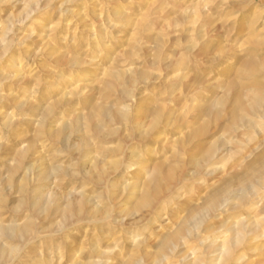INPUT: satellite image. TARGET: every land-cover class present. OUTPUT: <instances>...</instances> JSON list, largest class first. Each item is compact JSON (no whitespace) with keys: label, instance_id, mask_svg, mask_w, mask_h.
Wrapping results in <instances>:
<instances>
[{"label":"rangeland","instance_id":"1","mask_svg":"<svg viewBox=\"0 0 264 264\" xmlns=\"http://www.w3.org/2000/svg\"><path fill=\"white\" fill-rule=\"evenodd\" d=\"M46 1H41L42 7L32 15L33 19L27 20L23 24H16L17 15L22 9V4L16 0H0V113H7V118L11 117L9 120L13 121L11 127H5L0 114V225L15 223L20 228L35 229L36 227L38 232L41 231L38 239L25 247L19 246L16 257L10 264H71V258L76 259V264H89L101 260L108 261V264H119L122 257H119L117 252L124 250L122 253H126L129 250H135V246L140 242L143 244L145 238L148 239L149 236L151 238L149 237L148 250L153 254H158L159 246L157 243L162 239V235H165V232L168 231L166 226L170 225L173 220L171 219L172 217L183 215L181 213L187 207L190 199L204 197L207 196L206 194L210 195L228 172H231V170L239 174L245 172L248 166L264 153V0ZM11 27H13L15 33L5 35L6 32L3 30H9ZM52 35H56V37L53 39ZM96 35H100L102 40H104L105 49H102L101 42L93 40ZM21 36H26V38L21 39ZM8 41H10L8 51L2 53L1 44ZM99 49L100 51L102 50V53L99 51L100 55L97 53ZM230 50L231 52H229ZM53 52H55L54 55H66L69 58L74 56V58H77L79 56L80 58L78 57L77 59L96 64L97 68L94 66L91 72L87 74L75 73L72 71L73 69L63 63L58 66V63L54 61L55 59L53 60L48 56V54ZM221 52L225 56V60L223 62L218 59L213 60ZM228 53L234 55L228 57ZM10 57L15 58L17 62L16 60H10ZM232 57L234 58L232 59ZM14 62L17 66H14ZM113 67L120 71H127L126 69L130 68L134 76L140 79L133 87L129 88L132 91L131 95L135 96V98L139 97L143 104L133 102L130 98H123L120 95L122 90L120 85H117L113 92L105 89L104 82L106 78L109 77L107 80H111L106 71ZM59 74H61L60 77H58ZM142 77L145 78L143 79ZM70 78L72 81L69 80ZM17 80L19 81L16 82ZM95 80L96 83L94 82ZM58 85L59 87H57ZM98 85L99 87H97ZM97 88H100L99 91ZM57 90H60L61 93ZM79 91L80 93H78ZM68 92L70 93L68 94ZM23 93L25 94L23 95ZM243 93L244 95L248 93V97L243 96ZM61 94L63 95L61 96ZM95 95L98 96L96 97ZM254 95H259L262 99L257 107L253 106L252 103ZM27 96L29 97L27 98ZM62 97H67L64 99L73 102L66 103ZM233 97L237 100L235 103L237 110L234 112L236 117L234 119L227 116L230 110L229 107H231V98ZM61 98L62 100H59ZM143 98L144 100H142ZM84 99L97 101L98 104L101 99L100 105L111 108L114 113L116 112L115 109L125 105L128 106V109L131 108L129 113L131 111L134 113L133 110L137 108L140 109V112L138 109L135 110L136 112L138 111V114L140 113V119L132 118V122V119L128 121L114 120V123L113 121L104 122L103 130L105 132L101 135L102 138L100 136L95 137L93 139V144L95 145L90 148L92 154L90 153L89 157L96 159L98 162L104 161L107 168H109V163L115 158V160H120L122 165L119 166V168L121 167L119 173L108 174L109 181H114L117 189H121L126 183L135 178L132 170L129 172L125 170V164L131 163L128 157L130 150H135L141 154V160L144 163L146 162L145 164L148 167L157 165L159 169L157 179L161 184H166V180L169 177L179 175L181 171L189 174L188 185L183 186L181 190L177 189L174 191L175 193L166 198L162 206L163 209L159 211L156 209L151 210L149 206L146 207L147 205H138L133 210L135 211L134 215L120 223L115 220V218H120L117 217L118 214L114 211L113 218L111 217L108 220L110 223L108 221L101 224L85 221L84 224L73 220L68 221L62 217L60 212L52 210L39 215L33 214L27 209L26 201L24 203L21 201L22 194L18 187L23 185V183L28 184L27 186L31 188L35 185L34 175H30L31 177L25 175L24 168L30 166L32 162L42 160L43 157L44 161L42 160V162L45 165L48 164L46 167H50L49 165L52 164L56 166L62 165L60 171L53 173L46 183L59 196L82 192L86 196L95 197L99 203L107 204L103 186L95 184L90 177L84 174L87 167L86 165L85 167L83 166L85 163H82V160L78 157L79 151L72 146V143L78 142L82 135L91 134L88 126L80 121L79 124L82 130L78 133H72V140L70 139V141L73 142H69V144L64 146L66 144L63 141L64 137L71 133L72 127L76 126V124L78 125L77 122L74 123L73 121L77 114H80V111H83L81 115L87 112ZM113 100L115 104L116 102L118 104L119 100L121 101H119L118 105H115ZM239 100L243 103V107H241ZM20 103H25L28 107H19ZM206 104L210 105L208 107L212 111L220 110L221 118L216 119L212 112L204 115L202 113L201 115L199 110L202 105ZM32 105L33 108H30ZM198 105H201V107ZM52 107L55 109L53 111L54 116L48 117L42 125L41 121H44L45 113ZM60 112L61 114H59ZM156 113L159 116V122L154 126L156 128L151 127L149 133L142 129H137L141 124L153 123ZM170 113L178 119L174 117L172 119L171 115L168 116ZM198 113L200 114L199 117H203V122H200L202 118H196L195 115ZM153 114L154 116H152ZM65 116L67 117L65 118ZM97 119H93L91 124H95ZM139 120L140 123H138ZM248 121L250 122L249 124ZM63 122L67 126L69 124V126L63 129L64 131L61 132L60 136L55 133V135L51 136L52 131L60 129L65 124ZM191 122L194 124L192 125ZM123 123H126V127ZM201 123L203 124L202 126L200 125ZM195 125L201 126V128H195ZM108 126H111L112 132L108 130ZM191 126H194L193 129ZM127 130L128 132L125 133L124 131ZM143 132L147 134V138L142 134ZM162 132H164L163 136H161ZM156 135L158 136L154 137ZM189 136H195L192 140L194 144L186 145V153L178 150L180 143ZM162 139L164 140L162 141ZM227 140L229 145H227ZM159 142L164 143L160 144ZM222 143L226 145L223 147ZM97 145L101 149H96ZM155 145L157 147L153 149L154 147L152 146ZM118 146H121L120 149ZM132 146L133 148H131ZM116 147H118V150ZM221 147L229 148L226 150ZM70 151L72 153H69ZM195 151H197V154ZM122 153L123 157H121ZM208 154H213L210 161L201 167L202 169H198L196 174L193 173L192 162L195 159L202 160ZM38 156H41V159ZM110 157L115 158L112 159ZM19 161H22V166L20 167H18ZM164 167L166 168L164 169ZM143 172L140 170V173L136 176H140ZM192 173L193 175H190ZM123 174L126 176H122ZM10 178L13 180L12 183L9 182ZM198 178H200L201 182H199ZM214 183L216 185H213ZM189 193L190 195H188ZM182 194L183 196L181 197ZM260 195L262 203H264V191H261ZM131 205L132 203H126L125 205L124 202H119L117 206L128 208ZM173 212L175 215H173ZM158 215L161 217H158ZM223 218H226V215L221 217V219ZM154 219L157 221H154ZM111 222L114 223L112 224ZM158 236H160V239ZM15 243L17 242L12 244ZM97 243H99L98 246ZM196 248H198L197 252L200 255L202 252L201 247L196 246ZM103 250L104 252H102ZM148 260L145 261V264L146 262L147 264H153L151 259ZM163 263L164 261L161 262V264ZM165 263L181 264L173 256L165 260Z\"/></svg>","mask_w":264,"mask_h":264},{"label":"bare ground","instance_id":"2","mask_svg":"<svg viewBox=\"0 0 264 264\" xmlns=\"http://www.w3.org/2000/svg\"><path fill=\"white\" fill-rule=\"evenodd\" d=\"M2 1V0H1ZM18 3L22 4V9L19 12V14L17 15V19H16V24H23L24 22H26L27 20L33 19V14H35L41 7H42V0H16ZM49 0H47L46 2H48ZM46 4V3H45ZM102 20V19H101ZM15 21V20H14ZM110 24V23H109ZM14 26V25H13ZM6 27V26H5ZM115 27V26H114ZM113 27V28H114ZM108 28V26H107ZM118 29V28H117ZM3 31H5V35L9 34L10 35L14 32L13 27H11L9 30L4 29ZM3 33V32H2ZM92 33V31H91ZM106 33V32H105ZM59 34V33H58ZM56 34V35H58ZM104 34V32H103ZM56 35H52L53 39L56 37ZM51 36V37H52ZM105 36V35H103ZM115 37V35H113ZM126 36V35H125ZM26 38V36H21V39ZM104 38V37H103ZM125 38V37H124ZM91 39V38H90ZM93 39V38H92ZM118 39V38H116ZM98 42H101V46L102 49L106 48L105 43L103 42L104 40H102V37L100 35H96L95 39ZM106 42V41H105ZM9 44L10 41L2 43V53L4 51H8L9 48ZM91 44V43H90ZM96 44V43H95ZM55 45V44H54ZM108 45V44H107ZM95 46V45H94ZM97 47V46H96ZM99 47V46H98ZM55 49V48H54ZM58 49V48H57ZM63 49V48H62ZM101 49V48H100ZM99 50H97L98 54H99ZM228 48L226 49L227 52ZM102 51V50H101ZM100 51V52H101ZM251 51V50H250ZM109 52V51H108ZM224 52V51H223ZM231 52V50L229 51ZM254 52V51H252ZM55 52L48 54V56L50 58H52L55 63H58V66L60 63H63L64 65L69 66V68L73 69V72H80L82 74H87L89 72H91V69L95 66L96 64L93 63H89V62H84V60L82 59H77V58H69L66 55H61V54H56L54 55ZM56 53H58L56 51ZM102 53V52H101ZM105 53V52H104ZM114 53V52H113ZM240 53V52H239ZM251 53V52H250ZM46 54V53H45ZM63 54V53H62ZM97 54V55H98ZM229 54V53H228ZM19 55V54H18ZM74 55V54H73ZM100 55V54H99ZM130 55V54H129ZM225 55V54H224ZM234 55V54H232ZM231 54L227 55L228 57L232 56ZM69 56V55H68ZM126 56V55H125ZM17 57V56H16ZM72 57V56H71ZM130 57V56H129ZM225 56L222 55L221 53H218L217 56L213 59V60H219L220 62H223V60H225L224 58ZM18 58V57H17ZM80 58V57H79ZM234 57H232L233 59ZM15 61V58H11L10 60ZM9 60V59H7ZM113 60V59H112ZM228 60V58H227ZM51 61V60H50ZM17 62V60H16ZM19 62V61H18ZM48 62V61H47ZM230 62V61H229ZM110 63V62H109ZM168 63V62H167ZM14 66H17L15 64V62L13 63ZM62 64V66H63ZM100 64V62H99ZM219 64V63H218ZM222 64V63H221ZM220 64V66H221ZM19 65V63H18ZM23 65V64H22ZM53 65V64H52ZM61 65V64H60ZM109 65V64H108ZM113 65H115V63H113ZM111 65V66H113ZM127 65V64H126ZM169 65V64H168ZM226 65V64H225ZM251 65V64H250ZM128 66V65H127ZM19 67V66H18ZM22 67V66H21ZM53 67V66H52ZM51 67V68H52ZM107 67V65H106ZM20 68V67H19ZM66 68V67H65ZM104 69V67H102ZM126 68V67H125ZM57 69V68H56ZM13 70V69H12ZM22 70V68H21ZM70 70V69H69ZM127 71H120L117 70L115 67L113 68H109L106 72L107 75L110 76L111 80H107L108 78H106L105 82H104V86L105 89L107 91L113 92L116 89L117 85L122 86V90L120 92V95H122L123 98H130L133 100V102H137V103H141V99L139 97L135 98V96L131 95L130 91L131 89L129 87H133L138 80H140L138 77L134 76L133 71L131 72V69H126ZM135 70V68H134ZM60 71V70H59ZM94 71V70H93ZM14 72V70H13ZM21 72V71H20ZM24 72V71H23ZM99 73V72H98ZM102 73V72H101ZM14 74V73H13ZM12 74V75H13ZM58 74V73H57ZM63 75V73H61ZM58 77H60V75ZM93 74V72H92ZM75 75V74H74ZM73 75V76H74ZM96 75V74H94ZM18 76V75H17ZM65 77V76H64ZM80 77V76H79ZM94 77V76H91ZM96 77V76H95ZM94 77V78H95ZM99 77V76H98ZM6 78V77H5ZM8 78V77H7ZM19 78V77H18ZM69 78V77H68ZM66 78V79H68ZM74 78V77H72ZM78 78V77H75ZM141 78V77H140ZM143 79L145 77H142ZM185 78V77H184ZM21 79V78H20ZM142 79V80H143ZM193 80V78H191ZM2 80V79H1ZM70 81L71 78L69 79ZM68 80V81H69ZM74 80V79H73ZM80 80V79H79ZM97 80H99V78H97ZM141 80V81H142ZM150 80V79H149ZM4 81V80H3ZM6 81V79H5ZM8 81V80H7ZM10 81V80H9ZM19 80H17L16 82H18ZM104 81V80H103ZM215 81V80H214ZM91 82V81H90ZM96 83V80L94 81ZM213 82V81H212ZM1 83V82H0ZM26 83V82H24ZM46 83V82H45ZM94 83V84H95ZM211 83V82H210ZM209 83V84H210ZM66 85V83H64ZM77 84V83H76ZM232 84V83H231ZM1 85V84H0ZM23 85V84H22ZM26 85V84H25ZM55 85V84H54ZM53 85V86H54ZM212 85V84H211ZM233 85V84H232ZM231 85V88H232ZM62 86V85H61ZM102 84L100 85L101 88ZM189 86V85H188ZM213 86V85H212ZM215 86V85H214ZM18 87V86H17ZM55 87V86H54ZM59 87V85L57 86ZM65 87V86H64ZM99 87V85L97 86ZM228 87V86H227ZM56 88V87H55ZM70 89V87H68ZM72 88H74L72 86ZM71 88V90H72ZM79 88V87H78ZM99 88V89H100ZM213 88V87H212ZM57 89V88H56ZM55 89V90H56ZM67 89V88H66ZM76 89V88H75ZM85 89V88H83ZM99 89L97 88V90L99 91ZM214 89V88H213ZM217 89V88H216ZM253 89V88H252ZM35 90V89H34ZM53 90V89H52ZM77 90V89H76ZM212 90V89H211ZM228 90H230L228 88ZM27 91V90H26ZM60 92V90H57ZM82 91V89H81ZM141 91V90H139ZM37 92V91H35ZM73 92V91H72ZM85 92V90H84ZM83 92V93H84ZM248 92V91H246ZM44 93V92H43ZM61 93V92H60ZM70 92H68L69 94ZM80 93V91L78 92ZM82 93V94H83ZM99 93V92H98ZM254 93V92H253ZM2 94V93H1ZM8 94V93H7ZM25 93H23L24 95ZM35 94V93H32ZM72 94H76V93H72ZM258 94V93H256ZM6 95V94H5ZM22 95V97H23ZM63 94H61L62 96ZM206 95V94H205ZM248 93H246V95L243 96H247ZM32 96V95H31ZM78 96V95H77ZM96 96V95H95ZM98 96V95H97ZM96 96V97H97ZM101 96V95H100ZM99 96V97H100ZM141 96V95H140ZM144 96V95H143ZM233 96V95H232ZM231 96V97H232ZM242 96V97H243ZM250 96V95H249ZM255 97H253L252 99V103L253 106H258L260 101L262 100L261 97H259V95H254ZM14 97V96H13ZM29 96H27L28 98ZM68 97V96H67ZM67 97H62L67 98ZM72 97V96H71ZM32 98V97H31ZM59 99V100H62ZM76 98V97H75ZM93 98V97H92ZM91 98V99H92ZM95 98V97H94ZM101 98V97H100ZM142 98V97H141ZM211 98V97H210ZM209 98V99H210ZM3 99V98H2ZM6 99V98H5ZM11 99V98H10ZM26 99V98H25ZM30 99V98H29ZM28 99V100H29ZM35 99V98H34ZM96 99V98H95ZM107 99V98H106ZM204 99V98H203ZM208 99V100H209ZM212 99V98H211ZM210 99V101H211ZM231 107L229 112L227 113L229 117L231 118H235L236 114L234 113L237 110V105H235L236 101L235 98H231ZM18 100V98H17ZM21 100V99H20ZM27 100V101H28ZM65 100V99H64ZM69 100V99H68ZM85 100V99H84ZM82 100V101H84ZM104 100V99H103ZM111 100V99H110ZM144 100V98L142 99ZM235 100V101H234ZM26 101V100H25ZM30 101V100H29ZM54 101V100H53ZM66 103H72L71 101H67V99L65 100ZM101 99L99 100V104L97 103V101H90V100H85L84 102L86 103V109L87 112L86 114H83V111L81 112L80 110V114H77V117L75 118L74 123H78V125L76 124V126L72 127V131L69 135H66L63 139L64 142H66V144L64 146H66L67 144H69V142H73L70 141L71 139V135L72 133L75 132H80L82 129L80 127L79 122L82 121L84 122V124H86L91 132V134H86V135H82L79 138L78 142H73L72 146L74 147V149L76 148V150L79 151V158L82 160V163H85L83 166L87 167L86 171L84 172L85 175H87L88 177H90V179L92 181H94L95 184L97 185H101V187L103 186L105 193H106V198H107V204H102V202H98L97 199L95 197H89L86 196L84 193H69L68 195H58L57 192H54L51 188L52 187H48L46 185V183L49 180V177L54 173H56L58 170L60 171V167L62 166H56V165H49L50 167H46L47 165H45L42 160L44 161L43 157L42 160H38V162H36L35 157L34 160L35 162L30 166L24 168L25 171V175H34V180H35V185H33L34 187H28L26 184L19 186L18 189L22 194L21 197V201L24 203L26 201V205H27V209L30 212L36 213L37 215H39L40 213H44L47 211H55V212H60V214L62 215V217H64L65 219L69 220H73L75 222H83L85 224L86 222H93V223H103L105 221H108L109 218H113L114 214L117 213L118 214V218L120 219H116L118 223L124 221L126 218L128 219L130 216L134 215V208H136L138 205H142L146 207H150V209H156V210H160L163 209V203L165 201L166 198H168L169 196H171L173 193H175L174 191H176L177 189H180L183 186L188 185V182L190 180V176L189 174L182 172L179 175H172L171 177L168 178V180H166V184H161L159 183L160 181L157 179L158 174H159V169L157 168V165L152 166V167H148L142 160H141V154L137 153L135 150L132 151L130 150L129 153V159H130V164L127 163L125 164L126 169L124 167V169L126 170V172L129 171H133L134 172V177L133 180L131 181H127L128 183H126L124 185V187H122L121 189H117L116 183L110 182L108 179V174L109 173H119V166L122 165L120 164V160H115V157H110V158H115L113 161L110 159L109 164V168L105 167L106 163L104 161H96V159H92V157H89L90 155V148L93 144V139L96 137H101V135L103 134V132H105L104 129V122L106 121H113V123L116 121H122V120H129V119H140L139 114L137 113L140 109H138V111L136 112L135 110L134 113H129L128 106H123V107H119L116 110V112H112L111 108L109 107H105L100 105ZM105 101V100H104ZM121 101V100H119ZM118 101V104H119ZM129 101V100H128ZM209 101V103H210ZM14 102H16L14 100ZM19 102V101H17ZM37 102V101H36ZM35 102V103H36ZM49 102V101H48ZM58 102V101H57ZM62 102V101H61ZM114 102V100H113ZM112 102V103H113ZM130 102V101H129ZM239 102L241 103V107H243V103L239 100ZM41 103V102H40ZM65 103V104H66ZM78 103V102H77ZM111 103V104H112ZM131 103V102H130ZM136 103V104H137ZM203 103V102H202ZM206 103V100H205ZM215 103V101H214ZM16 104V103H14ZM48 104V103H46ZM53 104V103H52ZM109 104V103H108ZM107 104V105H108ZM115 104V102L113 103ZM112 104V105H113ZM117 104V102H116ZM115 104V105H116ZM117 104V105H118ZM143 104V103H141ZM43 105V104H42ZM56 105V104H55ZM59 105V104H58ZM74 105V104H73ZM104 105V103H103ZM106 105V104H105ZM114 105V106H115ZM207 105V106H206ZM206 105H198L200 108L199 113L202 115L204 114H209L212 112V115H214V117L216 119L221 118V111L220 110H215L212 111L211 108L208 107L209 104ZM212 105V103H211ZM20 106H27L25 103H20ZM41 106V105H40ZM47 106V105H46ZM79 106V103H78ZM76 106V107H78ZM109 106V105H108ZM121 106V105H120ZM136 106V105H135ZM149 106V105H148ZM210 106V105H209ZM33 108V105L30 106V108ZM51 107V105H50ZM54 107V104H53ZM52 107V109L47 110V112L44 115V121H41V124L43 125V123L45 122V120L48 117H51L54 114V108ZM62 107V106H61ZM68 107V106H67ZM113 107V106H112ZM116 107V106H115ZM118 107V106H117ZM132 107V106H131ZM134 107V105H133ZM153 107V106H152ZM198 107V108H199ZM213 107V106H212ZM17 108V106H16ZM22 108V107H21ZM49 108V107H46ZM80 108V106H79ZM140 108V107H139ZM149 108V107H147ZM41 109V108H40ZM44 109V107H43ZM64 109V108H63ZM134 109V108H133ZM157 109V108H156ZM160 109V108H159ZM264 109V108H263ZM29 110V109H28ZM72 110V109H71ZM70 110V111H71ZM114 110V111H115ZM149 110V109H148ZM158 110V109H157ZM42 111V110H41ZM40 111V112H41ZM45 111V110H44ZM67 111V110H66ZM77 111V110H75ZM85 111V110H84ZM146 111V109H145ZM144 111V112H145ZM156 111V110H155ZM188 111V110H187ZM28 112V111H27ZM140 112V111H139ZM148 112V111H147ZM150 112V111H149ZM157 112V111H156ZM161 112V111H160ZM43 113V112H42ZM76 113V112H74ZM146 113V112H145ZM155 113V112H154ZM165 113V112H164ZM195 115L196 118H202L200 122H203V117H199L200 114ZM1 114V113H0ZM7 114V113H6ZM6 114H1V118H2V122H4V126L5 127H11L13 124V121H10L9 119H11V117H9V119L7 118ZM30 114V113H29ZM39 114V113H38ZM61 114V112L59 113ZM63 114V113H62ZM67 114V113H66ZM138 114V115H137ZM150 114V113H149ZM157 114V113H156ZM27 115V113H26ZM131 115V116H129ZM171 115L168 114V116ZM255 115V114H254ZM54 116V115H53ZM64 116V115H63ZM82 116V117H81ZM139 116V118H137ZM143 116V115H142ZM154 116V114L152 115ZM151 116V117H152ZM172 116V115H171ZM194 116V117H195ZM209 116V115H208ZM257 116V115H256ZM29 117V116H28ZM38 117V115H37ZM56 117V116H55ZM60 117V116H59ZM67 116H65L66 118ZM99 117H101L99 119ZM150 117V118H151ZM157 117V118H156ZM153 123H149L147 125H139L137 129H142L143 131H145L146 133H149V130H151V127L156 126L155 124H158L159 122V116L158 114L156 115ZM162 117V116H161ZM174 116H172L173 119ZM205 117V116H204ZM207 117V116H206ZM210 117V116H209ZM213 117V119H214ZM34 118V117H32ZM63 118V117H62ZM65 118H63L65 120ZM69 118H71L69 116ZM68 118V119H69ZM97 119V121H95V124H91V121H93V119ZM149 118V116H148ZM171 118V117H170ZM175 118V117H174ZM182 118V117H181ZM186 118V117H185ZM195 118V119H196ZM38 119V118H36ZM56 119V118H55ZM60 119V118H59ZM62 119V120H63ZM67 119V120H68ZM133 119L131 120V122L133 121ZM178 119V118H175ZM210 119V118H209ZM254 119V118H253ZM72 120V119H70ZM156 120V121H155ZM170 120V119H169ZM168 120V122H169ZM207 120V119H206ZM6 121V122H5ZM59 121V120H57ZM61 121V119H60ZM144 121V120H143ZM149 121V120H148ZM174 121V120H173ZM218 121V120H217ZM70 122V121H69ZM130 122V121H129ZM137 122V120H136ZM176 122V121H174ZM33 123V122H32ZM65 123V122H63ZM62 123V124H63ZM68 123V122H67ZM71 123V122H70ZM119 123V122H118ZM128 123V122H127ZM142 123V122H141ZM145 123V122H144ZM147 123V122H146ZM166 123V122H165ZM188 123V122H187ZM197 123V122H196ZM245 123V122H244ZM250 122L248 121V124ZM35 124H37L35 122ZM124 126L126 125V123H123ZM130 124V123H128ZM162 124V123H159ZM168 124V123H167ZM174 124V123H173ZM171 124V125H173ZM185 124V123H184ZM190 124V123H189ZM192 124V122H191ZM194 124V123H193ZM192 124V125H193ZM199 124V123H197ZM206 124V123H205ZM34 125V124H33ZM72 125V124H71ZM74 125V124H73ZM117 125V122H116ZM131 125V124H130ZM135 125V124H133ZM166 125V124H165ZM188 125V124H187ZM201 126L203 125L202 123L200 124ZM247 125V124H246ZM69 126V124H68ZM67 124H63L62 127L60 129H56L54 131H52L53 133L51 134V136L57 134L60 136L61 132H63V129H66ZM128 126V125H127ZM161 126V125H160ZM169 126V125H168ZM190 126V125H188ZM201 126H199L201 128ZM253 126V125H252ZM35 127V126H34ZM110 127V129H109ZM119 127V126H118ZM126 127V126H125ZM131 127V126H130ZM137 127V126H136ZM171 127V126H170ZM173 127V126H172ZM192 129L194 126H191ZM190 127V128H191ZM198 127L195 125V128ZM198 127V128H199ZM205 127V125H204ZM49 128V127H48ZM57 128V127H56ZM83 128V127H82ZM117 128V127H116ZM115 128V129H116ZM156 128V127H154ZM194 128V129H195ZM55 129V127H54ZM125 129V128H124ZM123 129V130H124ZM128 129V128H127ZM163 129V128H162ZM189 129V128H187ZM204 129V128H203ZM108 130H111V126H108ZM122 130V131H123ZM141 130V131H142ZM154 130V129H153ZM252 130V129H251ZM114 131V130H113ZM116 131V130H115ZM120 131V130H119ZM189 132V130H187ZM186 131V132H187ZM192 131V130H191ZM107 132V131H106ZM112 132V130H111ZM125 133L128 132L124 131ZM138 132V130H137ZM151 132V131H150ZM196 132V131H195ZM207 132V131H206ZM209 132V129H208ZM44 133V132H43ZM48 133V131H47ZM55 133V134H54ZM76 133V135H77ZM139 133V132H138ZM138 133H136L138 135ZM154 133V132H153ZM163 134L161 136L164 135V132H162ZM63 134V133H62ZM143 135H145V137L147 138V134H144V132L142 133ZM185 134V133H184ZM48 135V134H47ZM108 136V134H106ZM121 136H123L122 134H120ZM149 135V134H148ZM155 135V134H154ZM194 135V134H193ZM196 135V133H195ZM198 135V134H197ZM206 135V134H205ZM46 136V135H44ZM74 136V135H73ZM158 135L154 136L157 137ZM48 137V136H47ZM75 137V136H74ZM136 137V136H135ZM139 137V136H138ZM137 137V138H138ZM150 137V136H149ZM165 137V136H164ZM167 137V136H166ZM195 137V136H193ZM192 136H189L186 140H184L183 142L180 143V145L178 146V150H182L184 153L185 152V147L186 145H190L192 143L193 140ZM102 138V137H101ZM105 138V137H104ZM123 138V137H122ZM133 138V137H132ZM144 138V136H143ZM142 138V139H143ZM159 138V137H158ZM156 138V139H158ZM233 138V137H232ZM55 139V138H54ZM126 139V138H125ZM127 139H129L127 137ZM166 139V138H165ZM177 139V138H176ZM175 139V140H176ZM45 140V139H44ZM42 140V141H44ZM58 140V139H57ZM56 140V141H57ZM72 140V139H71ZM74 140V139H73ZM131 140V139H130ZM144 140V139H143ZM164 139H162L163 141ZM167 140V139H166ZM234 140V139H233ZM236 140V139H235ZM55 141V140H54ZM75 141V140H74ZM97 141V140H96ZM169 141V140H168ZM167 141V142H168ZM172 141V140H171ZM228 141V140H227ZM131 142V141H130ZM165 142V141H164ZM163 142V143H164ZM198 142V141H197ZM160 143V142H159ZM160 143V144H163ZM153 144V143H152ZM157 144V143H156ZM168 144V143H167ZM172 144V143H171ZM194 144V143H192ZM264 144V143H263ZM262 144V145H263ZM3 145V144H2ZM127 145V144H126ZM173 145V144H172ZM223 145V143H222ZM226 144L223 145V147ZM229 145V141L228 144ZM230 145H231V141H230ZM261 145V144H260ZM159 146V145H158ZM258 146V145H257ZM45 147V144H44ZM119 149L121 146H118ZM118 147L117 150H118ZM126 147V146H125ZM128 147V146H127ZM135 147V146H134ZM153 149H155V146ZM197 147V146H196ZM220 147V146H219ZM218 147V148H219ZM222 149H226L229 148H223ZM261 147V146H260ZM264 147V146H263ZM8 148V147H7ZM34 148V147H33ZM123 148V147H122ZM121 148V149H122ZM133 148V146L131 147ZM173 148V146H172ZM5 149V148H4ZM71 149V148H70ZM96 149H101L98 145L96 147ZM115 149V148H114ZM125 149V148H124ZM37 150V149H36ZM94 150V149H93ZM92 150V151H93ZM116 150V149H115ZM116 150V152H117ZM126 150V149H125ZM146 150V149H145ZM144 150V151H145ZM194 150V149H193ZM192 150V151H193ZM231 151H233L232 149H230ZM257 150V148H256ZM2 151V150H1ZM27 151V150H26ZM68 151V150H67ZM72 151V150H71ZM69 153H72V152ZM102 151V150H101ZM107 151V150H106ZM132 151V152H131ZM181 151V152H182ZM187 151V150H186ZM191 151V150H190ZM255 151V150H254ZM259 151V150H258ZM33 152V151H32ZM110 152V151H109ZM210 152H214V151H210ZM38 153V152H37ZM112 153V152H111ZM192 153V152H191ZM195 153L197 154V151H195ZM215 153V152H214ZM253 153V151H252ZM92 154V153H91ZM143 154V153H142ZM230 154V152H229ZM235 154V153H234ZM249 154V153H248ZM247 154V155H248ZM12 155V154H11ZM30 155V154H29ZM151 155V154H150ZM189 155V154H188ZM194 155V154H193ZM251 155V152H250ZM35 156V155H33ZM73 156V155H72ZM121 156V155H120ZM190 156V155H189ZM213 154H208L206 157H204L202 160L201 159H195L192 162V165L194 167V172L196 174V172H198V169H202L201 167L205 166V164L207 162L210 161V158H212ZM228 156V154H227ZM3 157V156H2ZM28 157V156H27ZM41 159V156H38ZM109 157V156H108ZM123 157V153L122 156ZM247 157V156H246ZM8 158V157H5ZM73 158V157H72ZM104 158V157H102ZM119 158V156H118ZM117 158V159H118ZM125 158V157H124ZM244 158V157H243ZM10 159V158H9ZM8 159V160H9ZM105 159V158H104ZM122 159V158H121ZM246 159V158H245ZM244 159V160H245ZM31 161V160H29ZM151 161V160H149ZM153 161V160H152ZM226 161V160H225ZM22 162V161H21ZM21 162H18V167L22 166ZM26 162V161H25ZM123 162V160H122ZM29 163V162H28ZM211 163V162H210ZM241 163V162H240ZM11 164V162H10ZM27 164V163H25ZM55 164V163H54ZM57 164V163H56ZM108 164V163H107ZM156 164V163H155ZM219 164V163H218ZM236 164H238L236 162ZM242 164V163H241ZM240 164V165H241ZM28 165V164H27ZM152 165V163H151ZM154 165V164H153ZM191 165V166H192ZM226 165V164H225ZM234 165V164H233ZM238 165V166H240ZM162 166V165H161ZM168 166V165H167ZM166 166V167H167ZM164 167V169L166 168ZM170 167V166H169ZM168 167V168H169ZM173 167V166H172ZM184 167V166H183ZM224 167V166H223ZM231 167V166H230ZM205 168V167H204ZM212 168V167H211ZM235 168V167H234ZM22 169V167H21ZM85 169V168H84ZM170 169V168H169ZM168 169V170H169ZM186 169V168H185ZM23 170V169H22ZM82 170V169H81ZM141 171H144L142 174H140V176H136L140 173ZM182 170V169H181ZM219 170V169H217ZM167 171V170H166ZM203 171V170H202ZM215 171V170H214ZM222 171V170H221ZM227 171V170H226ZM122 172V171H121ZM163 172V171H162ZM23 173V172H22ZM64 173V172H63ZM123 173V172H122ZM190 174V175H193ZM207 173V172H206ZM59 174V173H58ZM83 174V173H82ZM83 174V175H84ZM163 174V173H162ZM171 174V173H169ZM173 174V173H172ZM176 174V173H175ZM202 174V173H201ZM205 174V173H204ZM203 174V175H204ZM210 174V173H209ZM11 175V174H10ZM125 174H123L122 176H124ZM129 175V174H128ZM199 175V174H198ZM206 175V174H205ZM213 175V174H212ZM28 176V177H29ZM126 176V175H125ZM163 176V175H161ZM31 177V176H30ZM56 177V176H55ZM119 178V177H118ZM121 178V177H120ZM124 178V177H123ZM122 178V179H123ZM132 178V175H131ZM162 179V178H161ZM203 179V178H202ZM201 179V180H202ZM20 180V179H19ZM24 180V179H23ZM164 180V179H163ZM197 180V179H196ZM199 182L200 178H198ZM12 178L9 179V182L12 183ZM120 181V180H119ZM123 181V180H121ZM125 182V181H124ZM163 182V181H162ZM165 182V180H164ZM163 182V183H164ZM195 182V181H194ZM14 183V182H13ZM123 183V182H122ZM198 183V182H197ZM217 183V182H216ZM6 184V183H5ZM121 184V183H119ZM4 185V184H3ZM7 185V184H6ZM4 185V186H6ZM123 185V184H122ZM213 185H216L215 183ZM13 186V185H12ZM8 187V186H7ZM5 188V187H4ZM99 188V187H98ZM120 188V187H119ZM211 188V187H210ZM180 190H178L180 192ZM191 190V189H190ZM11 191V190H10ZM264 191V153L262 156L257 157L246 169L245 172L239 174L237 172H234L231 170V172H228V174L226 175V177L223 178L222 181H220V183L213 189V192L207 196L204 197H198L197 199H190L188 201V205L187 207L183 210V214L182 216H174V217H170L171 219H173L170 223V225L166 228L168 229L167 232H165V235H162V239L159 241L158 246H159V252L158 254H153L151 253L148 249V245L150 244V238L148 237L145 238L144 243L141 244H137L135 247V250H129L126 253H122L124 250L119 251V249H117L119 252L118 256L122 257L121 261H119V264H145V261H147L148 259L152 260L153 264H161L162 261H164L163 264L165 263V260H167L170 256H173L175 258H177L181 264H264V203H262V198L260 195V192ZM1 192V191H0ZM75 192V191H74ZM183 192V191H182ZM181 192V193H182ZM189 192V191H188ZM178 194V193H176ZM20 195V193H19ZM104 195V192H103ZM190 195V193L188 194ZM203 195V194H202ZM4 196V195H3ZM183 196V194L181 195V197ZM2 197V196H1ZM191 197V196H189ZM173 198V197H172ZM175 198V197H174ZM1 200V198H0ZM105 201V202H106ZM21 202V203H22ZM119 202H124L125 205L126 203H132L131 206H129L128 208L126 207H120L117 206ZM22 203V204H23ZM25 205V204H24ZM22 205V206H24ZM102 205V206H101ZM145 209V208H144ZM165 209V208H164ZM148 210V209H147ZM114 211H116L114 213ZM150 212V211H149ZM178 212V211H177ZM176 212V213H177ZM49 213V212H48ZM167 213V212H166ZM172 213V212H171ZM174 213V212H173ZM158 214V212H157ZM54 215V214H53ZM56 215V214H55ZM150 215V214H149ZM153 215V213H152ZM162 216V214H160ZM160 215H158V217H161ZM175 215V213L173 214ZM223 215H226V218L221 219V217ZM33 216V215H32ZM165 217V216H164ZM167 217V216H166ZM149 218V217H147ZM135 219V218H134ZM133 219V220H134ZM159 219V218H158ZM161 219V218H160ZM130 220V219H129ZM140 220V219H139ZM147 220V219H146ZM169 220V219H168ZM217 220H219L218 222H216ZM154 221H157L154 219ZM153 221V222H154ZM215 221V222H214ZM109 222V221H108ZM116 222V221H115ZM126 222V221H125ZM165 222V221H164ZM168 222V221H167ZM12 223V222H11ZM68 223V222H67ZM107 223V222H106ZM110 223V222H109ZM112 223V222H111ZM114 223V222H113ZM112 223V224H113ZM128 223V222H127ZM132 223V222H131ZM152 223V221H151ZM157 223V222H156ZM159 223V222H158ZM77 224V223H76ZM108 224V223H107ZM124 224V223H123ZM166 224V223H165ZM169 224V223H168ZM6 225V224H5ZM0 225V264H10L14 258L16 257V254L19 250V246H27L29 245L31 242L35 241L36 239H38L39 237V231L36 229H31V228H20L18 227L15 223H12L11 225H6V226ZM65 225V223H64ZM111 225V224H109ZM120 225V224H119ZM152 225V224H151ZM160 225V224H159ZM30 226V225H29ZM35 226V225H34ZM33 226V227H34ZM69 226V225H68ZM98 226V224H97ZM163 226V225H162ZM25 227V226H23ZM38 227V226H37ZM65 227V226H64ZM99 227V226H98ZM101 227V226H100ZM103 227V226H102ZM105 227V226H104ZM148 227V226H147ZM151 228V227H150ZM165 228V229H166ZM102 229V228H101ZM159 229V228H156ZM135 230V229H134ZM146 230V229H145ZM149 230V229H147ZM166 231V230H165ZM105 232V231H104ZM103 232V233H104ZM153 232V231H152ZM106 233V232H105ZM154 233V232H153ZM131 235V234H130ZM161 235V233H160ZM107 236V235H106ZM127 236V235H126ZM136 236V235H135ZM134 236V237H135ZM153 236V235H152ZM103 237V236H102ZM110 237V236H109ZM132 237V236H131ZM160 236H158L159 238ZM115 239V237H114ZM130 239V238H129ZM137 239V238H136ZM156 239V238H155ZM160 239V238H159ZM158 240V239H157ZM111 241V240H109ZM155 241V240H154ZM14 242H17L15 244H12ZM99 242V241H98ZM132 243V242H131ZM99 243H97L98 246ZM141 245V246H140ZM200 246L201 247V254L198 255V248H196V246ZM96 246V248H97ZM127 248V247H126ZM107 250V249H106ZM110 250V249H109ZM104 252V250L102 251ZM76 253V252H75ZM116 253V254H117ZM76 255V254H75ZM70 258V257H69ZM76 258V256H75ZM107 258V257H106ZM17 259V258H16ZM71 264H76V259L71 258ZM113 260V259H112ZM173 260V259H172ZM149 261V260H148ZM177 261V260H176ZM108 264V261H98V262H91L89 264ZM110 263V262H109ZM179 263V262H177ZM147 264V262H146ZM168 264V263H167Z\"/></svg>","mask_w":264,"mask_h":264}]
</instances>
